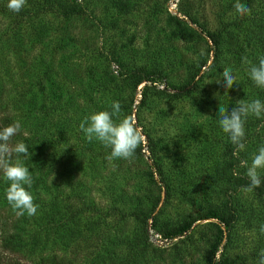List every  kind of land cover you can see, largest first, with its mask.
Segmentation results:
<instances>
[{"label": "rangeland", "instance_id": "1", "mask_svg": "<svg viewBox=\"0 0 264 264\" xmlns=\"http://www.w3.org/2000/svg\"><path fill=\"white\" fill-rule=\"evenodd\" d=\"M236 2L27 0L15 13L0 0V110L21 122L13 143L29 149L21 159L39 205L17 216L0 176V216L19 233L0 239V264H256L264 193L244 190L240 162L264 145V118L247 119L237 153L218 110L264 101L246 63L264 56V0H240L251 9L243 17ZM225 67L237 76L231 89ZM113 101L144 137L131 160L109 161L79 128ZM261 179L264 192V170ZM153 208V227L136 219Z\"/></svg>", "mask_w": 264, "mask_h": 264}, {"label": "clouds", "instance_id": "2", "mask_svg": "<svg viewBox=\"0 0 264 264\" xmlns=\"http://www.w3.org/2000/svg\"><path fill=\"white\" fill-rule=\"evenodd\" d=\"M26 4L27 0H8L7 7L10 11L19 13ZM234 8L241 17L251 15V9L240 0H237ZM246 63L250 65L247 70L249 78L258 88L264 89V56L259 57L256 64L250 61ZM222 79L226 89L238 85L237 76L231 67L223 69ZM219 82L220 80L217 81ZM216 95L219 96V93ZM111 109L112 111H99L86 116L79 124V128L85 134L87 141L95 140L111 150L106 157L109 161L131 160L144 137L130 118H121V105L118 101L112 102ZM249 117L264 118V101L239 100L230 112L223 102L219 105V126L229 137L237 153L246 148L245 124ZM21 130L22 125L19 120L0 128V176L9 183L5 196L14 213L17 216L27 214L32 217L37 214L39 205L34 202V197L29 191L34 182L32 174L21 159V157L24 159L29 157V149L23 142L13 143V138L19 135ZM240 166L246 169L245 175L250 181L244 190L251 192L260 187L261 171L264 170V145H261L252 155L250 163L242 160ZM259 231L264 234V225L260 226ZM256 264H264V249L259 252Z\"/></svg>", "mask_w": 264, "mask_h": 264}, {"label": "trees", "instance_id": "3", "mask_svg": "<svg viewBox=\"0 0 264 264\" xmlns=\"http://www.w3.org/2000/svg\"><path fill=\"white\" fill-rule=\"evenodd\" d=\"M211 39L213 40V42L215 43V38H213L212 36H211ZM0 112L2 113V117L0 116V119H1V121H0V123L1 122H4V125L2 126L1 124H0V128H3V127H6V126H8L9 124H11V123H13L12 121H11V118H8V117H6V116H4L3 117V115H5L4 114V112H3V110H0ZM18 136V135H17ZM16 136V137H17ZM161 182L163 183V187L165 188V187H167L166 186V184L164 183V181L161 179ZM250 182H248V183H244L243 185H244V187H246L248 184H249ZM254 191V193L256 194V196L257 197H259V196H261L264 192H261V191H259V189L258 188H256V189H254L253 190ZM165 195L167 196V189H166V193H165ZM158 202H159V200H158ZM158 204V203H157ZM157 204H155V207L157 206ZM154 209L155 208H153L152 209V211H151V214L149 215V216H147V217H145V218H140L139 216H136V219H138V220H143V223H145V224H147V222L151 219V223H150V225H151V227H153V223H154V218H155V215L153 216V214H154ZM7 214H10V213H7ZM6 214V216L9 218V220L11 221L12 219H10L11 218V216H9V215H7ZM6 216H4L3 218L0 216V221H4V225L5 226H7L6 227V229L5 230H2L1 231V234H0V239L1 238H3L4 240H1L3 243H4V241H5V239H7V243H13L14 242V240H15V236H18V232L16 231V229L15 228H13V224L12 225H9L8 226V224L6 223L7 222V217ZM152 217V218H151ZM210 218H214V217H210ZM233 218H235V216H233ZM6 221H5V220ZM235 219H233V220H227L226 222H224V225H225V227H226V230H225V234H227L228 233V231H229V229H230V226H231V224L233 223V221H234ZM64 226V225H63ZM68 228L69 229H71L70 227H65V229L66 230H68ZM188 228H189V226H187V227H184V228H181L177 233H179V235H181V234H183V233H185L187 230H188ZM223 241V234L222 233H220V237H219V240H218V242H217V244L213 247V249H212V253H211V258L212 259H214L215 258V256L217 255V253H218V251H219V245H220V243ZM1 244V243H0ZM4 245V244H3ZM2 248V250L5 252V251H8V250H10V251H14L13 249H14V247H5V246H3V247H1ZM16 248V247H15ZM16 250L18 251V249L16 248ZM19 252V251H18ZM223 263H226V262H223ZM13 264H18V263H16V262H14ZM36 264H69L66 260H62V259H59V258H57V257H55V256H50V257H47V258H45V259H40ZM218 264V263H217Z\"/></svg>", "mask_w": 264, "mask_h": 264}]
</instances>
